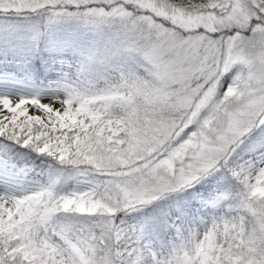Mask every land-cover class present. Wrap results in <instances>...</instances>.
<instances>
[{
	"label": "snow or ice",
	"instance_id": "obj_1",
	"mask_svg": "<svg viewBox=\"0 0 264 264\" xmlns=\"http://www.w3.org/2000/svg\"><path fill=\"white\" fill-rule=\"evenodd\" d=\"M0 264H264V0H0Z\"/></svg>",
	"mask_w": 264,
	"mask_h": 264
}]
</instances>
